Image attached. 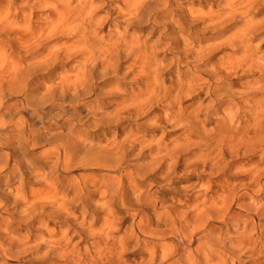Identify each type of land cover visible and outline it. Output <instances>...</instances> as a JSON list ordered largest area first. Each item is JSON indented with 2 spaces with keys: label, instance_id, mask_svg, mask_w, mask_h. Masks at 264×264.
I'll use <instances>...</instances> for the list:
<instances>
[{
  "label": "bare ground",
  "instance_id": "1",
  "mask_svg": "<svg viewBox=\"0 0 264 264\" xmlns=\"http://www.w3.org/2000/svg\"><path fill=\"white\" fill-rule=\"evenodd\" d=\"M95 1L0 0V38L1 36L9 37L6 42L0 40V80L9 79L14 74L9 82L10 84L17 82L15 73L18 68L13 67L11 51L26 53L28 56L24 58L33 59V68L35 69L33 73L35 72V74L42 72L50 75H53V72L58 74L57 67L60 61L70 60L74 56L79 58V63L73 66L72 73L68 71L69 69L59 73L61 79L55 85V88L59 90L60 99L68 108V111L62 113L59 120H63L61 128H67L69 134L67 138L60 141L59 139L63 135L56 133L54 135L58 134L59 136H54L51 139L44 131L36 127V122L33 123L28 119L26 121L18 113L14 114V108L18 102H10L15 97H6L5 93H2L5 92L3 87H0V126H3L4 129H12L10 134L14 137L11 140L0 139V183L3 182L5 174H8V183L17 181L20 183L7 195L0 194V210H5L7 206L13 204L14 207L21 208L18 216L16 215L14 218L15 222L9 220L0 226V261L3 258L10 262L35 247L43 248L42 245H44L48 252H55L56 257L64 260L65 264H130L129 260L125 259L129 247L135 244L140 250L142 241L149 242L146 238L149 235V239L154 240L153 236L144 229L152 222L151 216L147 213L151 206L150 202L159 208L167 203L166 200H157L153 194H148L147 197L138 194L144 189V184L150 174H161L160 179L152 183L151 186L156 188L157 192H162L167 191L168 184L176 181V177L179 175L177 169L181 166H184L183 172L188 175L199 173V179L202 180L208 170L215 174L234 168L235 160L232 159L241 155L264 153V52L260 53L261 45L258 46L259 48H253L254 44H252L254 38L264 32V19L260 22L245 20L246 23L242 29L234 30L238 32L217 44L205 47L196 46V44H188L185 40L184 45L179 43L184 46V50L181 48V52H176L172 64L167 67L164 66L165 58L160 59L158 53L162 46L159 44H163L161 41L164 40L167 41V44H163L167 45L166 50L164 49L165 52L173 54L171 52L177 49L175 46L177 40L170 42L168 39L169 37L173 38L174 35H181L186 30V25L199 24L202 26L204 24L200 34L206 35L212 32L216 37H223L228 28L233 26L232 23L239 18L244 21L251 10L261 3V0H226V6L220 7L221 10L217 9L215 11H218L217 13H210L208 10L207 14L198 12L197 16L187 14L184 17L179 16V19L176 18L177 11L172 9L175 6H172L171 0H158V2L156 0H120L121 7L110 8V14L106 17L96 16L98 8L94 5ZM107 1V6L103 2L106 7L119 0ZM188 7L189 10L192 9L190 8L192 6ZM39 9L43 10L42 13L46 15V18L41 17L43 20H35L33 17L34 11ZM112 12H118L121 20H116L118 17L114 18L116 21L108 27L112 20ZM163 12L164 16L162 17L174 15L171 21L180 26L175 27L162 22L160 14ZM185 12L189 13L190 11ZM34 20L36 22L39 20L40 23L34 24ZM150 23L158 29L163 26L165 28L164 33H161L162 35L159 37L161 39L152 47L147 46L146 39L143 41L140 35L137 36V34L129 32L139 28L140 25L142 27L150 25ZM193 27L191 28L194 31ZM107 28L108 30H106ZM54 38L56 40H53ZM61 39H66V41L46 49L50 45L46 44L47 41L54 43ZM204 41H206L205 38L204 40L199 39L200 45ZM221 49L230 52L228 55L221 56L222 58H219L220 60L217 62L213 58L216 55L215 52ZM212 59L217 63L210 64ZM176 66L179 69L178 82H174V79H169V81L168 78L164 79L163 75L167 69L172 70ZM21 71L23 70L20 69ZM240 73H257L256 77L258 78L254 80L255 83L246 84L247 86L243 87L241 91H228L222 94L221 91L224 89L230 90L232 82L230 79ZM122 74L123 78L125 76L132 78L133 76V81L141 85L138 92H132V89H128L123 86V83L118 82L122 79H119ZM182 76H186V80H182ZM100 79L103 81L109 79L112 82L106 92H100L95 88ZM123 81L125 80L123 79ZM5 90L7 89L5 88ZM104 95L115 98L117 101L112 103L91 101L94 97ZM203 95H206V98L201 100ZM253 96H260V99L253 101ZM187 100L193 102L186 105ZM30 101V97H25L21 105L31 107ZM39 106L41 108V105H37L38 108ZM85 107L89 108V115L86 117L78 115L77 110ZM222 107H225L222 110L224 118L217 121L218 124L216 123L215 127L218 128V131H215L214 137L211 135L213 130H210L212 133L208 132L209 129H206V126L208 122L214 120V116H217ZM40 108L39 110L36 107L28 108L32 112L30 119L35 120V114L40 112L42 109ZM244 108H248L249 113L245 112ZM202 116L205 119L201 120ZM142 117H150L149 119L156 127L157 124L169 125L172 128L173 126L180 127L183 137L176 138L178 139L174 140L176 142L168 141L166 143V139L162 140L163 137L160 141L155 138L148 139L146 135L141 136L140 130H134L129 126L123 128L124 124L137 122L136 119ZM38 118L45 120L44 117L38 116ZM47 118L48 128L56 125L57 119ZM92 130H106L108 134L115 130L114 134L117 138L107 140L105 143L104 141L95 143L93 140L85 138V135H88ZM156 130L160 131L158 128ZM211 137L217 139V142L211 141ZM43 142L56 145L52 150L36 152ZM144 144L151 148L149 162L134 172L121 171L123 169L122 162L125 160L127 152L129 153L137 145ZM196 149H199L200 152L194 153L192 159L185 157L193 154L192 152ZM31 153L36 157V160L29 163L26 158ZM55 153H58L59 156L49 168L47 165L49 161L44 159L54 158ZM42 160H44L42 166L36 167L37 162ZM22 168L26 170L22 171ZM80 171L103 174L99 178H94L87 175L88 173L81 174ZM247 171L246 184L244 183L247 186L245 194L251 196L252 199L262 198L264 196V154L259 161L251 162ZM58 172L61 175L63 173L64 176L55 177ZM32 178L36 183H41L44 186L42 194L33 196L28 194L25 188L26 184L21 179L31 180ZM135 181L137 184L134 186H126L128 183L132 185ZM163 182H167L165 185L167 187L161 185ZM5 184L7 183L5 182ZM67 185H70L73 194L76 195L72 199L69 193L65 194L66 192L62 190V187ZM192 186H197V184ZM221 188L222 192L226 193H216V197L209 201L204 199L202 190L194 192L192 189L193 193L190 198L193 205L190 206L191 210L179 212V210L175 211L166 207V211L162 215L168 224V229L158 236L167 240L169 239L167 235L170 233L174 235L173 231H176L177 243H163L162 252H158L156 244H152L150 247L146 246L148 262L142 260L133 264H156L154 262L159 254H161L163 263L182 255L185 256V258L182 257L184 261L181 260L184 264H237V260L244 257L248 258L247 264L250 262L264 264V261H261V258H264V250L259 248L255 239L256 231L260 237L263 235V231H260L262 226L254 218L249 220V212L255 207L257 212L261 213L258 215H261L264 220V205L240 203L244 196L243 192H241L243 195H240V192L238 193L236 190L235 192L234 190L225 191L224 187L221 186ZM14 192L13 198L11 195ZM72 201L77 202L76 207L79 208L80 216L74 208H71ZM146 202L149 206L145 205ZM236 205H238V211L233 209ZM124 213H128L127 217L122 218ZM45 214H49L53 221H62V223L65 221L66 224H69L68 233L72 231L73 239L94 238L97 240L96 244L82 253L78 249L79 244L73 246L69 244V241L73 239L61 240L53 232L48 233L50 235L48 240L35 247L29 245L31 238L24 237L25 235H20L22 237H17V239L12 238L14 233L11 231L14 225L19 228H27L31 225L30 222H35L37 218L44 217ZM130 216H133L134 223L126 229L122 236L118 234L120 236L117 237L119 226ZM157 217L159 219V215ZM88 219H91V222H88ZM189 219L195 223L192 231H188L183 225V222ZM98 221H102V224L96 228ZM216 224H226L228 230L220 234V227H217ZM46 229L49 230V228ZM241 230L242 232H239ZM230 231L237 235L234 237L237 241L234 245L226 248L225 236ZM62 239H66V237L64 236ZM228 239V243H232L233 238L229 237ZM196 240L199 241L198 246L187 253L185 248L193 247ZM13 248L16 249L15 253H11ZM43 259L46 258L43 257ZM231 260H233L232 263ZM241 261L243 263V260Z\"/></svg>",
  "mask_w": 264,
  "mask_h": 264
},
{
  "label": "rangeland",
  "instance_id": "2",
  "mask_svg": "<svg viewBox=\"0 0 264 264\" xmlns=\"http://www.w3.org/2000/svg\"><path fill=\"white\" fill-rule=\"evenodd\" d=\"M75 1L78 2L80 0H75ZM140 1H144V0H140ZM156 1L158 2V0H156ZM160 1H163V0H160ZM103 2H105L104 4H106V6H107V4H108V1L107 0H101V1L98 0V1H95L94 5H95V7L98 8V10L96 11V16L99 15V17H106V16H108V14H110V11H109L110 8H112V7L113 8H120L121 7V4L119 3L120 0L118 2L116 1V2L111 3L109 5L110 7L109 6L106 7L103 4ZM171 2H173L172 3V6H175L176 7V8L175 7L174 8L172 7V9H174V11L175 10L177 11V12L175 11L176 14H177V16H176L177 19H179V16L184 17L187 14H189V15L193 14V16H197L198 15V12H200V14L201 13L202 14H207L209 11H210V13L211 12L212 13H217L218 11L215 12L217 9L218 10L219 9L221 10L220 7L224 8L226 6V0H220V1H218V0H175V2H174V0H171ZM218 2H220V3H218ZM174 3H175V5H174ZM261 3H263V4H261ZM261 3H259V5H257L255 8H253L251 10L250 13H251L252 19H250L251 18L250 17V13H249V16L247 18H244V21L241 20L242 18L237 19L238 22L236 21V22L232 23V25L234 27L233 26L229 27L228 30L226 31L227 33L225 32L224 35H223V37L222 36L221 37H216V36H214L215 34L212 33V32L211 33H208L206 35L205 34H200V30L204 28V24H202V26H200L199 24H195V25H186L187 28H186L185 31H183L184 33L183 32L181 33V35L183 34L182 36L181 35H174V36H172L173 38L169 37L168 40H170V42H173L174 40L179 41L178 43L176 41L175 46H176L177 49L174 52H171L173 54H169V53H166L165 52L167 45H163V44L164 43L167 44V41H164V40L161 41V43L163 42V44H159V45H162V46L159 48V52L158 53L160 55V59L165 58V60H164V66L167 67V66H170L172 64L174 54L176 52H181L182 49L184 50V46H182V45H184L186 42L188 44H191V45H195L196 44V46H204V47L207 46V45H210V44L212 45L214 43L217 44V43H220V42L226 40L227 38L232 37V35H234L240 29H242L244 27V25H245L244 23H246L247 19L250 20V21H252V22H260V21H262L264 19V0H261ZM116 4H117V6H116ZM215 4H217V5H215ZM177 6H179V7H177ZM188 6H192V7H190L192 9L189 10L188 9L189 8ZM100 7L101 8L103 7L104 9L103 8L101 9ZM106 8H108V9H106ZM198 9H199V11H197ZM35 11H37V12H35ZM35 11H34V15H33V17L35 18V20H37V19L43 20V18H46V15H44V13H42L43 10L40 11V9H39V10H35ZM185 11H190V12L188 13V12H185ZM206 11H207V13H206ZM166 12H169V11H166ZM112 14H113L112 15L113 22L111 20V22L109 23V26L108 27H110V25H112V23H114L116 20H118L120 18V15L118 14V12H112ZM163 14H164V12L160 14L161 15V19L160 20L162 22H164L165 24H168L169 23V25H172V26H175V27H179L180 26V25H178V23H176L174 21H171V20H173V16L174 15L171 14V16L162 17V16H164ZM165 15H166V13H165ZM41 17H43V18H41ZM114 18L115 19L117 18V19L115 20ZM35 20H34V24H39L40 23L39 20L37 21L39 23H37ZM119 20H121V19H119ZM168 21H170V22H168ZM241 21H243V22H241ZM235 23H237V24H235ZM193 26H195L196 28L193 27ZM188 27H190V28H188ZM191 27L194 28V31H193V29ZM106 30H108V28ZM164 30H165L164 26L161 27L160 29H158L157 27L151 25V23H150V25H143L142 27L140 25L139 28L134 29V31L132 29L129 32H130V34H133V33H134V35L137 34V36L140 35L143 38V41H145V39H146L147 46H151L152 47L153 45L156 44V42L159 39H161L159 37H161L160 35H162L164 33ZM198 30H199V32H198ZM234 30H238V31L235 32ZM186 31H188L190 33V35ZM185 37H186V39H185ZM181 38H183V39H181ZM204 38L206 39V41H204L200 45L199 39L204 40ZM8 39H9V37H5V36L4 37L1 36V38H0V40H3V42H6ZM194 39H196V40H194ZM53 40H56V38H54ZM185 40H186V42H184ZM65 41H66V39H61L60 41L54 42V43H49V41H47L46 44H50L51 46L50 45L47 46L46 49H49V48L55 46L57 43L60 44V43H63ZM179 43H182V45H180ZM252 44H254L253 45V48H259L260 45H261V47L259 48V50L261 51L260 53H263L264 52V32L259 33L258 36H256L254 38V40L252 41ZM262 45H263V47H262ZM180 46H182V47H180ZM217 51L215 52L216 55H214L216 57V59H215V57L213 58L217 62L220 60L219 58H222L223 57L224 54L225 55H228V52H230L229 50H225V49H221V50H217ZM15 52H12L11 51L10 52L11 53L10 55L13 54L12 55V57H13L12 58L13 67L15 69L18 68V71L15 73L17 75L15 77V79H17V82H14L13 84H10V82H9V81L12 80L14 74L9 79L4 78V79L7 80V82H6V80L2 81L3 79L0 80V87L1 88L3 87L2 89L5 91V92H2V93L3 94L5 93V96L8 97V98L15 97L10 102H13V103L18 102V105L15 106V108H14V114H17L18 113V115L20 117H23L24 119H26V121L29 120V121H33V123L36 122V125H37L36 127L39 128V129H41V131H44L45 134L48 137H50L51 139L54 136H59L58 134L57 135H54L56 133H59V134L63 135V136L60 137L59 141L62 140V139L67 138L68 137V134H69V130L67 128H65V129L64 128H61L62 127V124L61 123H63V120H59V119H61L60 116L62 115V113L64 114V113H66V111H68L67 110L68 108L65 107V104L60 99V97H59V90L55 88V85L61 79L59 73L62 70L65 71L66 69H69L68 71L70 73H72L73 72L72 71L73 66L74 65H77L79 63V58H77V57L74 56V57L70 58L71 61L69 59L68 60L65 59L64 61L63 60L60 61L59 65L57 67L58 74L57 73L55 74V72H53V71H52L53 72V75H50V74L45 73V72L35 74V72L33 73V70H35L33 68L34 60L33 59H31V60L26 59L27 56H28V55L26 56V53H23L22 54L20 52L21 53L20 54L18 51H17V53H15ZM18 53H19V56H18ZM25 56H26V58H24ZM16 59L19 60V61H17ZM213 59L211 60L212 62H210V64H213L214 62L217 63ZM67 61H69V62H67ZM65 63L68 66H66ZM20 69H22L23 71L20 72ZM178 72H179V69H178L177 66L174 67V69H172V70H170L168 68L167 69V72L163 75V77H164V79H167L168 78L167 79L168 81H169V79H174L173 80L174 82H178V80H179V77L177 75ZM30 74H32V75L34 74L35 76L33 77ZM183 74H184V70H183ZM250 74L251 73H247V74L240 73L238 76L231 78L232 80L230 79V81H232V82H231L230 90H228V89L225 90L224 89L223 91H221V93L224 94V92L226 93L228 91H241L243 89V87H246L247 86L246 84H248V83H251V84L255 83L254 80H256L258 78V77H256L258 74L257 73H252L251 75ZM32 77H33V79H32ZM119 79H121V80L118 81V82L123 83V86L124 87H127L128 89H132V92H138L139 89L141 88V85L140 84H138V83H136V82L133 81V76H132V78H131V76L130 77L125 76L123 78V74H122V75H120V78ZM123 79L125 81H123ZM182 80H186V76H182ZM234 82H236V83L233 84ZM111 84H112V82H110L109 79H108V81H103V80L100 79V80L97 81V85L95 86V88L98 89V91H100V92H106L109 89V87H110ZM9 85H10V87H9ZM5 88L7 90H5ZM25 97H30V99H31L30 102L31 103H29V104H31V107H28V105L27 106L24 105V107H23V105H21V103L25 99ZM53 97H54V99L52 100ZM205 98H206V95H203L201 97V100H204ZM256 99L259 100L260 99V96H253L252 100L253 101H257ZM197 100H198V98H197ZM91 101H95V102H100V101L103 102L104 101L103 103H112L114 101L116 102L117 99L112 98V97H109V96L106 97V95H104L102 97H100V96L99 97H94ZM192 102L193 101H191V100H187L185 102V104L188 105V104H191ZM37 105H41V108L42 109L39 106V108L41 110H40L39 113H36L35 114V117H34L35 120H32V119H30L32 117V112L29 111L28 108H32L33 109V108L36 107L37 110H39V108L37 107ZM224 106H226V105H224ZM224 108L225 107H222L221 111L217 114V116H214V120H212L211 122H208V124L206 126V129H209V130H207L208 132H210V133L213 132L211 134L212 136H214L215 135L214 133H216L218 131V128L215 127L218 124L217 121H221L224 118V114H223L224 112H222V110ZM89 111H90L89 108H86V107L85 108H80V109L77 110V114L86 117V116L89 115ZM244 111L249 113V109L248 108H244ZM248 113H246V114H248ZM42 115H44V116H42ZM38 116L44 117L45 120L39 119ZM47 117H49V118L51 117V119L53 117L54 119H57L58 120V121H56V125L53 126L52 128H48V126H49L48 125L49 124L48 122L49 121L47 120L48 119ZM149 118L150 117H148V118H143L142 117L140 119H136L137 122L136 121L128 122V123H126V124L123 125V126H125L123 128H127L129 126V127L133 128L134 130H136V129L137 130H140V134H142L141 136H145L146 135V137L148 139L155 138V140H157V141L159 140L160 141L161 138L163 137L162 140H165L166 139L165 140L166 143L168 141L169 142H172L176 138H182L183 137V135H182L183 134V131H181V128L180 127H174L173 126V128H172V126L164 125V124L163 125H160V124L158 125L157 124V127H156V125H153V121H151ZM202 118L205 119V117L202 116L201 117V120H203ZM212 122H213V124H212ZM237 124H239V123L237 122ZM242 125H245V124L242 123ZM38 126H40V127H38ZM141 126L143 128H140ZM145 127H147V128L145 129ZM164 127H165V129H164ZM156 128H158V130H160V131H157ZM179 128H180V130H179ZM3 129H4V127L3 126H0V139H9V140H11V139L14 138L10 134V131L12 129H9V128L4 129V130ZM142 129H145V130H142ZM153 129H154V131H152ZM210 130L211 131L213 130V131L211 132ZM175 131H177V132H175ZM170 132H172V133H170ZM112 133H113V135H112ZM114 133H115V130H112L111 134H108L106 132V130H101V131L92 130V131H90V133L88 135H85V138H89V139L93 140V142H95V143L97 141L98 142L99 141H101V142L104 141V143H105V142H107V140H112V139L117 138V137H115V134ZM154 134H157V135H154ZM164 136H165V138H164ZM214 137H211L210 138L211 141L217 142V139H215ZM119 140H122V139H119ZM177 140L178 139H176V141ZM54 141L56 142V140H54ZM176 141H174V142H176ZM56 144H57V142H56ZM56 144H53L52 145V144L43 142L40 145V149L38 151H36V152L39 153V152H45V151H47L49 149L52 150V148H54L55 147L54 145H56ZM146 145L145 144L144 145H141V146L140 145H137L135 147L137 150L135 148H133L134 150L132 149L130 151L131 153L130 152L129 153L127 152L126 157H125V160H123V162H122V168L123 169H121V171H133L134 172V171H137L139 168L143 167L144 165H146L149 162L148 157H149V152H150V149L151 148L149 146H146ZM198 150L199 149L194 150L192 152L193 154H191L190 156H185V157L186 158H190L191 157V159H192L193 158L192 155L198 154L200 152V150L199 151ZM144 151H146V152H144ZM140 153H141V155H140ZM144 154H146V155H144ZM262 154H264V153L263 152L262 153L259 152L257 154H254L255 156L252 155V154L246 155V156L245 155H241V156H239V157H237L235 159H232V160H235L233 163H234V165H235L236 168L234 167L232 169H227L224 172L215 173V174L211 173L208 170V171L205 172V175H204V177H203L202 180L199 179V173L198 174L197 173H194V174L191 173V174L188 175V173L186 174L185 172H183L184 171V166H181V167H179L177 169V172L179 173V175H177L176 181H173L170 184H168L169 186H168L167 191L164 190L162 192H160V191L157 192V189L156 188H153L151 186L152 183H154L155 181H158V179H160L161 174L160 173L159 174L157 173L158 175H156V173L150 174V176L148 177V180L146 181V184H144V189L142 190V192H140L138 194H143V196L146 195V197L148 196V194H153L154 195V198H156L157 200L158 199L166 200L167 203L165 204V206H163V207L160 206V208H159V207H156L155 204H153L152 202H150V205L151 206H149L147 204V202H146L145 205L146 206H149V209H148L147 213L152 218L151 219V221H152L151 223L152 224L150 223L149 225L146 226V228L144 227V229L147 232H149L151 234V236H153L154 240L149 239V236L150 235L148 237H146L149 240V242L148 241H142V245H141V249L140 250L137 249V246L135 244L132 245L131 247H129L128 252L125 254V259L126 260H129L130 264L137 263V262H141L142 260L148 262L149 256H147V253H146V249H145L146 246H149L150 247L152 244H156V246L157 245L159 246V247L157 246L158 252H162V250L164 248L162 246L163 243H165V242L166 243L168 242L170 244H176L177 243V238H176V235H175V234H177L176 231H173V233H175L174 235H172L171 233H170V235H167L168 236L167 238H169L167 240H163V239H161L160 236H158V235H160V233H164L168 229V226H167L168 224H166L164 215H162V213L166 211L165 210L166 207H169L170 209H173L175 211H178L179 210V212H185V210H191L190 209L191 208L190 206L193 205V201L190 198V195L193 193V191H191L192 189L194 190V192H196L197 190H202L203 191V195H204V199H207L209 201V200H212V199H214L216 197V195H215L216 193H220V194L226 193V192H222V188H221V186H222V187H224V190L225 191H227V190H230V191L234 190V192H235V190H236V192H238V193L240 192V195H243L244 194L243 199L240 200V203H244V204L253 203V204H257L258 206H261L262 204L264 205V196H262V198H260V199H252L251 196L245 194L246 193V190L245 189L247 188V186L244 185V183L246 184V179L245 178H247V175H248V171L247 170L249 169V164L251 162L259 161L262 158ZM58 156H59V154L58 153H55L54 154V158L44 159L46 161L47 160L49 161L48 164H47L49 168L53 165V162L56 160V158H58ZM34 160H36V157L32 153L30 155H28V157L26 158V161L29 162V163L32 162V161H34ZM44 160H42L40 162H37L36 167L37 166L38 167H41ZM33 164H35V163H33ZM237 167H239V168H237ZM23 169L24 168H22V171H25L26 170V169H24V170ZM241 170H242L243 173L241 172ZM80 172H81V174L83 173V171H80ZM83 174L90 175V176H92L94 178H97V177L99 178V176H101L103 173H100V172H95V173L84 172ZM212 174H213V176H212ZM59 175H61V173L58 172V173H56L55 177H57ZM197 175H198V177H197ZM61 176H64V174L62 173ZM7 177H8V174H5L3 176V178H4L3 179V182L0 183V187L2 186L0 188V194L2 195V193H3L4 196L7 195L8 192L11 189L16 188L20 184L18 181L16 183L15 182L8 183L7 182ZM178 177H179V180H178ZM21 180H23V182L26 184L25 188L27 189V192H28V194L30 196L31 195L33 196L35 194L40 195V194H42L43 190L45 189L44 186H42L41 183H36V181L33 180V178L31 180H29V179H21ZM4 181L7 184H5ZM137 182H138V180H137ZM137 182L136 181L133 182L132 185L129 184V183L128 184L126 183L127 184L126 186L127 187H129V185L130 186H134V184H137ZM263 183H264V181H263ZM166 184H167V182H163L161 185H164L165 186ZM196 184H197V186H192V185H196ZM5 185H7V186H5ZM12 186H13V188H12ZM201 186H202V188H201ZM165 187H167V186H165ZM29 190H30V192H29ZM62 190H63V192H66L65 194L69 193V196H70L71 199L76 196V195L73 194V191L71 190L70 185H67L66 187H62ZM241 192H243V194H241ZM14 195H15V192L12 193L11 196L14 198ZM11 196H10V200L12 199ZM72 202H73V205L71 206V208L72 209L74 208V210L77 211L78 212L77 214L80 216L79 208L76 207L77 202L76 201H72ZM255 208H254V210H252L251 212H249V214H250L249 220H252L254 218V219L257 220L258 224L260 226H262L260 228V231H263V235L260 237V235L257 233L258 231H256L255 232L256 233L255 234V239L258 242L259 248H263V250H264V222H263L264 220H262L263 217L261 215H258V214H261V213L257 212V210ZM233 209H234V211H238V205H236ZM20 210H21V208L14 207V204L11 205V206H7L5 208V210H0V213H1L0 214V226H3L4 225L3 223L4 222H8L9 220H12V222H15L14 218H15L16 215L18 216ZM127 214L128 213H124L122 215V218L127 217ZM99 215L102 216L101 214H99ZM157 215H159V219H158ZM258 216H260L261 219L258 218ZM79 221L81 223V219ZM88 222H91V219H88ZM30 223H31V225L29 227H27V228L26 227H20L19 228V227H17V225H14V227H12L13 230L11 231V233H14V234H12V238L17 239V237L18 238L22 237L20 235H23V236L25 235L24 237L27 236V237H29V239L31 238L29 245L32 246V247H35L37 245H40L45 240H48V238L50 237V235L48 234L49 232L55 233L58 236V238L61 239V240L68 241V240L73 239V236H72L73 233H72V231H70L68 233L69 228H70V225L69 224H66L65 221H63V223H62V221H57V220L53 221V220H51V218L49 217V214H45L44 217L41 216V217L37 218L35 222H30ZM133 223H134L133 216H130V218H127L119 226V232L117 231L118 233H116V236L117 237L120 236V235L122 236L124 234V232L126 231V229H128ZM101 224H102V221H98L97 224H96V228H99V226H101ZM183 225L186 227V229L188 231H192L194 229V227H195V223L192 222V220H190V219L184 221L183 222ZM42 226H44V227H42ZM216 226L217 227H220L219 228V233L220 234H222V233H224V232H226L228 230V226L226 224H216ZM46 228H49V230L47 231ZM65 230H67V231H65ZM63 232H65V233H63ZM239 232H242V230L239 231ZM58 233L60 234V236H59ZM118 234H120V235H118ZM64 236L66 237V239H62ZM42 237H43V239H42ZM225 237H226V248H228L229 246L234 245L235 242L237 241V239L234 238V237H237V235L233 231H230L228 234H226ZM229 237H232L233 238L232 239V243H230V244L228 243L229 242L228 241L229 240L228 239ZM196 239L198 240V237ZM197 240H196V242H195V244H194L193 247H186L185 248V251L187 253L190 252L189 250L192 251L193 249H195L198 246V242L199 241H197ZM96 242H97V240H95L94 238H86L85 240H81L80 238H76V239H73V240L69 241V244H71V246L76 245V244H79L78 249L81 250L82 253L83 252L85 253L86 250H89V248L94 247V245L96 244ZM42 247L44 248L46 246L42 245ZM39 248L40 247H35L34 249H32V250L35 251V253H34V251L31 250L28 253L20 256V258H18L19 260L18 259H15V260L13 259L10 262L9 261L7 262L3 258H1L0 263L1 264H65V261L64 260H61V259H59V258L56 257V253L55 252H53V251L48 252L47 247L44 248V250H43V248H40L42 250H40ZM15 252H16V249L15 248H13V250L11 249V253H15ZM41 256H42V259H41ZM43 257L46 258V259H43ZM182 257L185 258V256L178 255L174 259L170 260L169 262L167 261V262L163 263V261L161 260L162 259L161 254H159L158 258L156 259V261L154 263H156V264H173V263H176V264H184V262H182V261H184ZM244 258L241 259V260H243V263L239 259V260H237V264H244V263L247 264L246 263L247 262L246 260H248V258L247 257H244ZM233 260H235V258H233ZM233 260H231V263L233 262ZM261 261H264V258H261ZM180 262H182V263H180ZM259 262H260V260H259ZM151 264H153V263H151ZM249 264H254V262H252V263L250 262Z\"/></svg>",
  "mask_w": 264,
  "mask_h": 264
}]
</instances>
